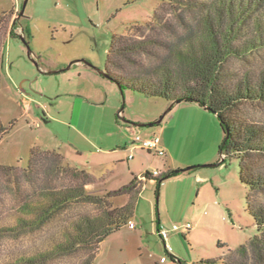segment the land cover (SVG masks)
Returning <instances> with one entry per match:
<instances>
[{"label": "rangeland", "instance_id": "374dc122", "mask_svg": "<svg viewBox=\"0 0 264 264\" xmlns=\"http://www.w3.org/2000/svg\"><path fill=\"white\" fill-rule=\"evenodd\" d=\"M22 2L0 0V49L6 43L0 165L26 167L33 147L54 151L65 166L90 174L87 187L99 193L117 191L144 171L192 167L160 183L140 181L131 217L135 228L125 224L109 233L92 264H259L237 252L258 230L248 209V187L239 179V159L221 153L225 133L218 116L196 102L180 101L159 124L133 126L127 121L157 120L172 101L119 87L100 71H106L112 40L119 35L135 46L133 61L121 59L124 73L110 70L129 80L156 63L145 49L165 53V44L184 32L182 15L203 33L208 24L229 22L228 47L235 53L223 60L222 69L233 86L246 80L256 84L264 77V38L258 42L264 35V0H27L18 17ZM23 27L31 56L19 36L8 38L11 28L24 36ZM232 116L264 127V103H241ZM135 135L157 136L163 155L135 148L128 158ZM248 160L264 177V153ZM14 178L0 172V264H84L90 247L51 253L60 227L73 219L69 212L39 229L8 231L25 193L23 183L21 194L15 193ZM107 200L122 205L126 196ZM253 200L262 203L264 193H254ZM81 209L92 210L87 204ZM187 222L194 225L191 230L169 232L165 242L157 234L156 225Z\"/></svg>", "mask_w": 264, "mask_h": 264}, {"label": "trees", "instance_id": "16d2710c", "mask_svg": "<svg viewBox=\"0 0 264 264\" xmlns=\"http://www.w3.org/2000/svg\"><path fill=\"white\" fill-rule=\"evenodd\" d=\"M157 18L154 11L153 20ZM180 20L183 34L167 42V51L160 55L145 49L147 54L155 57L156 63L138 70L129 80L110 69L125 71L122 60L133 61L135 46H128L123 35L115 37L106 59L107 76L120 87L139 88L148 95L164 97L176 103L196 102L218 116L226 137L220 148L221 153L225 157L234 155L239 159V179L248 187V209L258 230V234L237 252L244 258L250 254L256 263L263 264L264 201L255 204L253 194L264 193V177L254 172L248 158L254 153H264V127L236 120L232 113L244 102L264 103V77L256 84L251 80L234 86L231 84L229 75L221 66L224 59L235 53L228 47L231 31L229 22L224 24L218 20L215 24H208V30L203 33L196 27V21L185 20L182 15ZM13 29L7 32L8 38L16 36ZM23 29L28 43V30ZM263 38L264 35H258V42L262 43ZM5 44L0 49V78L4 73ZM5 131L6 127L0 122V136ZM183 170L168 169L153 180L160 183L164 178ZM0 172L15 175V193L21 194V183L25 187L17 208L18 220L8 231L22 233L26 229H39L52 223L57 216L69 212L73 219L60 227V236L52 246L51 253L68 254L78 247H90V256L84 264H92L99 243L109 233L131 220L135 198L142 190L136 176L128 185L114 192L89 190L87 185L92 183L90 174L65 166L58 153L41 151L36 147L31 148L26 167L0 165ZM119 195H125L126 201L122 205L112 206L107 199ZM82 204L91 206L92 210L82 211Z\"/></svg>", "mask_w": 264, "mask_h": 264}, {"label": "built area", "instance_id": "2783aa9c", "mask_svg": "<svg viewBox=\"0 0 264 264\" xmlns=\"http://www.w3.org/2000/svg\"><path fill=\"white\" fill-rule=\"evenodd\" d=\"M131 143L132 144L130 146H127L128 150H130L128 158H131L133 156L132 150H134L135 148L144 149L146 151H154L158 155H163L164 153L163 150L161 149L159 138L155 135L150 136V137H141L139 135H135L132 137ZM159 174L160 173L157 171H153L151 173L148 171H144V172L139 173L136 176V178H137V181L139 182L140 181L141 182L152 181L153 178H155ZM143 187H144V183H143L142 188ZM127 224L130 228L134 227V223L131 220H129ZM193 227L194 225L189 222L182 224V225L173 224L171 228H165V227L158 226L157 234L160 236L163 242H165L168 238L169 232L178 231L184 234L185 232L191 230ZM161 260H163V258H161Z\"/></svg>", "mask_w": 264, "mask_h": 264}, {"label": "water", "instance_id": "95a60500", "mask_svg": "<svg viewBox=\"0 0 264 264\" xmlns=\"http://www.w3.org/2000/svg\"><path fill=\"white\" fill-rule=\"evenodd\" d=\"M26 2H27V0H23V2H22V5H21V8H20V10H19V13H18V17L19 16H21L22 14H23V11H24V8H25V5H26ZM19 37L21 38V40H22V42L25 44V46H26V48H27V54H28V56H31V50H30V47H29V44L26 42V40H25V37L22 35V34H20L19 35ZM69 66H67V68H68ZM56 71H49V73H55ZM101 73H103L105 76H107V73H106V71H100ZM119 87H120V85H119ZM176 103V101H173L171 104H170V106H169V108L157 119V120H155V121H153V122H150V123H135V122H129V121H127L128 123H130L131 125H133V126H137V127H144V126H150V125H152V124H154V125H156V124H159L160 122H161V120H162V118H163V116L165 115V113L171 108V106L173 105V104H175ZM205 108H207L208 110H210L208 107H205ZM224 140H226V137L224 138Z\"/></svg>", "mask_w": 264, "mask_h": 264}, {"label": "crops", "instance_id": "0c3cea01", "mask_svg": "<svg viewBox=\"0 0 264 264\" xmlns=\"http://www.w3.org/2000/svg\"><path fill=\"white\" fill-rule=\"evenodd\" d=\"M80 62L82 61V60H79ZM30 103H31V100L30 99H28V100H26L25 101V105L27 106V107H29L30 106ZM149 152V151H148ZM144 188V187H143ZM131 220L133 221V223H134V220L131 218ZM158 220H157V224H158ZM133 228H135V227H133ZM158 228V225H156V229ZM165 246H167V245H165ZM167 248H168V246H167Z\"/></svg>", "mask_w": 264, "mask_h": 264}, {"label": "flooded vegetation", "instance_id": "af4514ba", "mask_svg": "<svg viewBox=\"0 0 264 264\" xmlns=\"http://www.w3.org/2000/svg\"><path fill=\"white\" fill-rule=\"evenodd\" d=\"M22 16V15H21ZM15 24V22L13 23V25ZM24 30V29H23ZM16 36H19V34H16Z\"/></svg>", "mask_w": 264, "mask_h": 264}]
</instances>
